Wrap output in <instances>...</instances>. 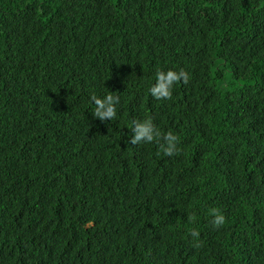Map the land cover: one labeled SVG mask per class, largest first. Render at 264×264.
Segmentation results:
<instances>
[{"label":"trees","instance_id":"obj_1","mask_svg":"<svg viewBox=\"0 0 264 264\" xmlns=\"http://www.w3.org/2000/svg\"><path fill=\"white\" fill-rule=\"evenodd\" d=\"M0 264H264V0H0Z\"/></svg>","mask_w":264,"mask_h":264},{"label":"clouds","instance_id":"obj_2","mask_svg":"<svg viewBox=\"0 0 264 264\" xmlns=\"http://www.w3.org/2000/svg\"><path fill=\"white\" fill-rule=\"evenodd\" d=\"M156 83L149 89L150 94L153 98L160 99H171L172 98V87L175 83L183 80V83H188V74L184 69L179 71L168 70L166 73L158 71L156 73ZM91 100L95 104L94 117L101 121L113 120L116 118L117 110L116 105L119 103V96L112 94L106 95L104 98H98L95 94L91 96ZM131 132L130 143L132 145L139 144L141 142L155 143L159 146L157 155L163 153L165 156H172L177 151V143L179 137L173 134L171 131L162 133L158 128L155 127L151 119H145L142 122L134 120ZM210 215L213 217L211 223L214 227L219 228L225 223V216L216 208L211 209ZM190 222L195 221V216L189 217ZM191 235L195 238L199 236V232L196 229L191 230ZM195 247H200V244H195Z\"/></svg>","mask_w":264,"mask_h":264}]
</instances>
